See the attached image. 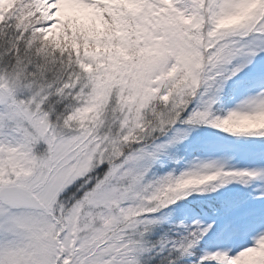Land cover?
<instances>
[{
    "label": "snow or ice",
    "instance_id": "6c2138e0",
    "mask_svg": "<svg viewBox=\"0 0 264 264\" xmlns=\"http://www.w3.org/2000/svg\"><path fill=\"white\" fill-rule=\"evenodd\" d=\"M0 264H264V0H0Z\"/></svg>",
    "mask_w": 264,
    "mask_h": 264
}]
</instances>
